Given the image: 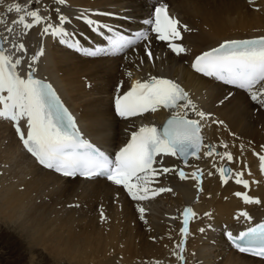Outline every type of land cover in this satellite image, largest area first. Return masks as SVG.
<instances>
[{
	"label": "bare ground",
	"instance_id": "6f19581e",
	"mask_svg": "<svg viewBox=\"0 0 264 264\" xmlns=\"http://www.w3.org/2000/svg\"><path fill=\"white\" fill-rule=\"evenodd\" d=\"M3 1H7L9 5L16 4L15 0ZM26 1L22 0L24 4L21 3L22 7H26L29 11L37 9L43 17L50 18L54 24L57 23L55 11L49 10L57 6L52 0H39V3L37 0ZM66 3L67 7L61 6V12L69 16L70 22L65 25L67 31L72 34L68 37L72 39L69 42L78 38L82 42L79 44L84 47H109L107 42H104L106 37L94 33L85 20L79 18L80 13H83L87 19L103 20V23L114 26L113 29L124 34L131 35L143 30L149 37L148 41L135 49L127 50L126 55L106 53L98 57L82 55L51 35H43L44 39L40 38L41 43L43 40L46 41L42 43L44 55L36 65V78L50 82L59 90L62 98L77 115L87 139L101 147L118 151L140 127L152 123L159 126L167 116L175 114L177 110L158 109L149 115L128 121L117 118L114 114L116 95H122L130 90L137 80L144 81L155 76L173 80L182 86L197 110L207 114L206 118L201 120L204 144L215 145V150L220 153L230 152L233 161L229 162L226 158L221 159L215 155L207 156V147L203 148L199 159L191 158L186 164L177 160L178 157L158 156V169L173 167L174 170L156 177V182L150 187L166 188L171 191L156 194L154 197L150 193V198L137 201L123 192L120 187L106 180L67 179L43 169L22 148L12 123L0 119V163L2 164L0 169L6 179L8 180L11 174L18 178L20 184L28 180L26 184L33 189V192L62 188L72 195L83 194L92 199L95 212L101 208L104 215L110 213L113 218L137 216L143 228L140 227L142 236L145 235L143 232L147 231V237H144L147 247L149 248L148 244L154 237L158 238L162 243L160 253L166 264H181L177 259L180 253L176 246L185 240L180 228L183 209L188 206L194 209L196 216L191 220L189 234L186 237V247L182 253L184 264H264L263 260L239 254L225 240L229 231L240 232L248 226L264 222V172L261 171L259 160V156L264 155V107L253 102L248 93L224 87L215 83L213 79L192 71V62L196 56L219 46L226 40L264 36V0H252L251 3L249 0H66ZM159 3L167 4L168 8L179 16L182 25H187L190 29V31L182 30L183 39L176 41L186 48L185 54L172 53L167 43L157 41L150 32V26L144 24V20L151 18V11ZM21 14L15 16L14 21L18 20ZM12 23V19L8 23H0V35L7 34V27L15 29L16 26ZM242 25L249 28L244 30ZM40 28L41 25L36 26L30 33V47L31 51L36 52L35 54L39 52ZM104 31L110 35L106 30ZM25 37L16 40V43L19 41L26 45L27 37ZM10 43L11 38L9 47ZM145 47L151 48L154 62H149L144 56ZM15 56L25 57L19 52L15 53ZM142 59L143 63H141ZM19 70L22 76L25 75L26 67ZM118 85L121 86L119 92H117ZM225 97L229 99L220 103ZM179 111L183 114L184 109ZM189 117L199 119L191 112ZM216 121L223 123L218 124ZM21 128L27 131L24 128V121H21ZM225 144L226 148L223 146ZM255 152L259 155L254 154ZM224 164H229L233 172H243L242 178L249 182V189L236 184L235 178L230 179L226 184L222 183L217 169ZM180 169L188 174V179L179 178L177 170ZM198 170L203 172L201 183L191 178V174ZM238 192L259 199L260 203L245 204L235 195ZM14 202L12 204L18 210L17 199ZM139 208L145 210L143 218L138 211ZM80 211L82 210L79 209ZM240 212H247L252 217L251 223L242 216L237 220L236 217ZM206 213H210V217L206 216ZM73 217H76V214ZM96 220L95 218L93 222L91 221L92 224H96ZM198 220L200 222H197ZM105 221L101 223L104 225L107 222L106 227L109 222L113 223V221L108 222V219ZM203 227L205 231L201 233L199 229Z\"/></svg>",
	"mask_w": 264,
	"mask_h": 264
},
{
	"label": "snow or ice",
	"instance_id": "6c2138e0",
	"mask_svg": "<svg viewBox=\"0 0 264 264\" xmlns=\"http://www.w3.org/2000/svg\"><path fill=\"white\" fill-rule=\"evenodd\" d=\"M37 2L39 3V0ZM2 3L3 0H0V4ZM53 3L57 6L49 10L56 13L55 24L50 18L43 17L37 9L29 11L20 3L8 6V13L15 11L22 14L18 20L13 21L15 29L7 27V35H0V119L12 123L23 147L39 165L54 170L65 178H106L113 184L122 186L133 200L141 201L150 198V193L154 197L156 194L171 191L150 187L156 182V177L174 170L155 167L158 156L170 155L183 159L191 155L199 159L201 149L207 147V156L215 155L221 159L226 158L229 162L233 161L230 152L220 153L215 150V145L204 144L201 120L205 119L207 114L197 110L182 86L173 80L155 76L144 81L137 80L126 93L116 95L114 104L115 111L121 118L156 112L161 108L177 110L162 129L148 125L140 127L131 134L129 142L114 157L85 140L77 128L75 118L63 105L52 85L36 78V65L44 55L43 47L30 58L25 75L22 76L19 68L23 65V56L16 57L15 53L26 55L27 49L24 43L17 44L16 40L26 36L32 28L44 25L41 35L56 37L59 42L87 57H98L106 53L126 55L127 50L135 49L148 41L149 37L143 31L131 35L124 34L105 23L87 19L80 13L79 18L84 19L98 35L106 37L109 47H84L78 41L69 42L68 37L72 34L65 28L70 22L69 16L61 12V6L67 7L66 0H53ZM151 17L144 20V24L150 26L160 41L167 42L172 53L185 54L186 48L176 41L183 39L181 30L190 31L187 25H182L178 19L171 17L167 4L163 3L154 6ZM0 23L4 21L0 20ZM105 29L110 35L105 33ZM144 56L149 62H154L150 47L144 48ZM192 67L195 72L205 77L215 78L226 85L244 90L253 102L264 107V36L226 40L196 56ZM120 87L117 86V92ZM227 99L229 97H225L220 103ZM180 109H184L183 114ZM189 112L199 119L188 118ZM21 121H24L26 132L21 128ZM223 146L227 147L226 144ZM259 160L261 171L264 172V155H260ZM217 170L222 183L226 184L235 178L236 184L249 189V182L242 178L243 172H233L228 167ZM177 174L181 180L189 178L183 169L177 170ZM202 175V170H198L191 174V178L201 183ZM235 195L245 204L260 203L259 199H254L246 193L238 192ZM138 211L143 218L145 210L139 208ZM195 215L191 208L183 213L181 235L185 240L176 246L180 253L177 259L181 264H184L182 253L189 234V219ZM205 215L210 217L211 214ZM100 216L105 218L103 211ZM241 216L251 223L252 217L247 212H240L236 219L239 220ZM199 231L203 233L205 229L201 228ZM226 235L239 252L264 258V222L249 227L238 236H234L230 231Z\"/></svg>",
	"mask_w": 264,
	"mask_h": 264
},
{
	"label": "rangeland",
	"instance_id": "374dc122",
	"mask_svg": "<svg viewBox=\"0 0 264 264\" xmlns=\"http://www.w3.org/2000/svg\"><path fill=\"white\" fill-rule=\"evenodd\" d=\"M20 1L23 4L22 0ZM6 2L3 1V3L0 4V20H3L4 23H8L9 21H11V19L12 21H14L13 18L15 16L18 17L17 13V15L14 14L15 12H7V7L10 5ZM22 4L21 6L24 5ZM99 22L103 23V20H99ZM42 26L44 27V25H41V28L43 29ZM41 28L40 32H42ZM242 28L244 30H247L249 27H247L246 25H242ZM32 30L33 28L26 35L27 38L25 37V47L27 49V54H24L25 57H23V68L27 66L30 58L33 55H36V52L34 53V51H31V43L29 41L31 36L30 33ZM39 35H41V33ZM41 36H39V50L41 47H43V42H40V38L44 39L45 35L43 37ZM17 43L20 42L17 41ZM40 43L42 46H40ZM1 165L2 164L0 163V166ZM2 172L3 171H1V173ZM1 173L0 264H166L164 262L165 260L162 256V253H160V250L162 249V243L158 238L156 239V237H154L153 240L150 239V244H148L149 248L147 247V243L144 242V237H147V231L143 232L145 235L143 234L144 236H142V231L140 229V227L142 228V225L141 223H139L137 216L128 215L126 218L122 217L118 219L113 218L109 213L111 218L107 214L104 215L106 218H104V220L107 221L108 219L109 222L115 219L114 221H117H113V223L109 222L108 227H106V221L104 225H102L103 223H101L102 221H104L100 216V212L102 211V209L99 208V210L95 212L93 208L94 206L92 205L93 201L91 198L77 193H73L72 195V193L70 194L68 191L63 190L62 188L44 190L42 192H33V189H31L30 186L26 184L28 180H24L20 184L18 178L14 175L10 174L7 180L4 176V173ZM26 195L31 198L29 199L28 197H26ZM66 198L68 200H66ZM86 198L88 200H86ZM15 199H17L19 206H21H18V210L12 204L15 203ZM87 201H90V203H88ZM47 208H49L50 210ZM79 209H81L83 212H79ZM36 213L39 215H37ZM50 214L53 216H51ZM75 214L76 217H73L75 216ZM93 216L97 219L96 224H92V222L95 220ZM44 217H46V219ZM91 218H93L94 220H90ZM68 219L69 221H67ZM98 220L102 221L99 222ZM197 222H200V220H198ZM98 223H101L103 227ZM114 224L116 225V227ZM90 225L94 228V231H92L93 228L90 227ZM198 225L199 224L197 223V226ZM87 226H89L90 228ZM98 232L101 234H99ZM140 234L142 237L140 236ZM98 235H100L101 237H98ZM138 237L140 238V240ZM128 240L131 242H129ZM75 243L77 246L74 245ZM71 245L74 249L71 247Z\"/></svg>",
	"mask_w": 264,
	"mask_h": 264
}]
</instances>
